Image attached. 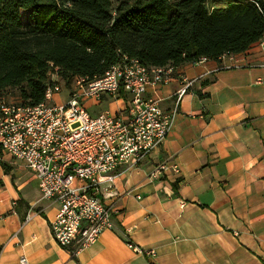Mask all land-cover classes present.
Instances as JSON below:
<instances>
[{
	"label": "crops",
	"instance_id": "0c3cea01",
	"mask_svg": "<svg viewBox=\"0 0 264 264\" xmlns=\"http://www.w3.org/2000/svg\"><path fill=\"white\" fill-rule=\"evenodd\" d=\"M232 55L178 65L148 92L170 109L180 75L196 79L161 145L120 167L114 194L103 198L113 227L76 255L54 240L56 207L40 198L37 178L1 150L0 264H21L22 256L25 264H264V34ZM85 105L97 114L123 103L106 97ZM160 162L178 172L154 175Z\"/></svg>",
	"mask_w": 264,
	"mask_h": 264
},
{
	"label": "built area",
	"instance_id": "2783aa9c",
	"mask_svg": "<svg viewBox=\"0 0 264 264\" xmlns=\"http://www.w3.org/2000/svg\"><path fill=\"white\" fill-rule=\"evenodd\" d=\"M175 70L171 65L146 67L137 58L121 55L102 74L75 75L68 82L57 68L49 69L44 100L36 105L0 96V148L37 178L40 198L56 207L51 234L71 255L113 227V209L103 198L114 194L120 167L138 164L168 135L177 103L196 79L180 75L170 109L161 108L160 99L147 94L168 83ZM64 83L66 100L53 101ZM106 97L123 105L91 114L85 102L101 103ZM169 169L178 172L177 164L160 162L153 174L161 176ZM19 262L27 259L22 256Z\"/></svg>",
	"mask_w": 264,
	"mask_h": 264
},
{
	"label": "trees",
	"instance_id": "16d2710c",
	"mask_svg": "<svg viewBox=\"0 0 264 264\" xmlns=\"http://www.w3.org/2000/svg\"><path fill=\"white\" fill-rule=\"evenodd\" d=\"M209 1L0 0V96L17 87L21 103L36 105L52 68L68 82L121 55L177 67L241 53L263 36L264 0Z\"/></svg>",
	"mask_w": 264,
	"mask_h": 264
},
{
	"label": "rangeland",
	"instance_id": "374dc122",
	"mask_svg": "<svg viewBox=\"0 0 264 264\" xmlns=\"http://www.w3.org/2000/svg\"><path fill=\"white\" fill-rule=\"evenodd\" d=\"M212 3H215L217 5H223L224 4V0H212ZM63 86H64L63 87L64 90L68 88L67 83H64ZM4 94L6 96V99L9 100V101H14L16 99H19V89L17 87H8V88H6V90L4 91Z\"/></svg>",
	"mask_w": 264,
	"mask_h": 264
}]
</instances>
